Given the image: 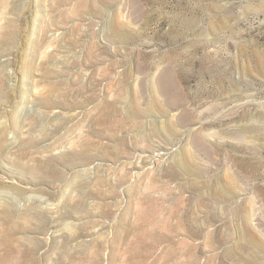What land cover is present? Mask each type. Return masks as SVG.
<instances>
[{"label":"rangeland","instance_id":"obj_1","mask_svg":"<svg viewBox=\"0 0 264 264\" xmlns=\"http://www.w3.org/2000/svg\"><path fill=\"white\" fill-rule=\"evenodd\" d=\"M116 254L264 264V0H0V264Z\"/></svg>","mask_w":264,"mask_h":264},{"label":"bare ground","instance_id":"obj_2","mask_svg":"<svg viewBox=\"0 0 264 264\" xmlns=\"http://www.w3.org/2000/svg\"><path fill=\"white\" fill-rule=\"evenodd\" d=\"M12 207V206H11ZM10 212H12V211H10ZM10 214V213H9ZM12 217H11V219L13 218V216L15 215V213H14V215H13V213H11L10 214ZM8 217V216H7ZM16 218V217H15ZM14 219V218H13ZM10 219H8L7 221H9ZM15 220V219H14ZM18 220V219H17ZM15 221L17 224H18V221ZM10 222H11V220H10ZM13 222V221H12ZM15 222H13V223H15ZM12 224V223H11ZM14 226V225H13ZM11 228V227H10ZM12 230V229H11ZM17 230V229H16ZM15 230V231H16ZM13 236H15V235H13ZM9 240V239H8ZM18 240V239H17ZM20 240V239H19ZM7 242V241H6ZM19 246V245H18ZM10 247V246H9ZM2 249V248H1ZM23 249V248H22ZM20 250V249H19ZM6 251V250H5ZM22 252V251H21ZM26 252V251H25ZM24 252V253H25ZM28 252V251H27ZM26 252V253H27ZM24 255V254H23ZM116 255H118V254H116ZM3 256V255H2ZM126 257V256H125ZM1 259V258H0ZM100 259L101 258H96V259H94V263H100ZM107 260V259H106ZM75 262V261H74ZM138 262H140V261H138ZM19 263V262H18ZM105 263V262H104ZM133 263V262H132ZM132 263H130V264H132ZM135 263V262H134ZM133 263V264H134ZM61 264H66V262L65 261H62L61 262ZM71 264V263H70ZM79 264V263H78ZM81 264V263H80ZM107 264V263H106ZM108 264H127V258H124V257H122V256H120L119 257V255L118 256H113L112 258H108Z\"/></svg>","mask_w":264,"mask_h":264}]
</instances>
